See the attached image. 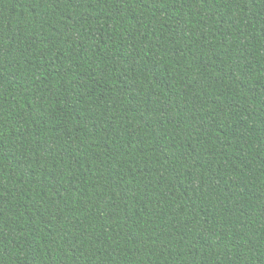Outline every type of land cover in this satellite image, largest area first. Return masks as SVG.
I'll return each mask as SVG.
<instances>
[{"label":"trees","instance_id":"1","mask_svg":"<svg viewBox=\"0 0 264 264\" xmlns=\"http://www.w3.org/2000/svg\"><path fill=\"white\" fill-rule=\"evenodd\" d=\"M0 264H264V0H0Z\"/></svg>","mask_w":264,"mask_h":264}]
</instances>
